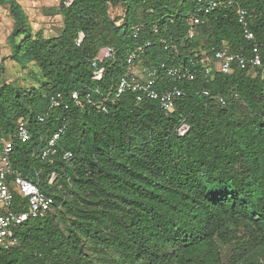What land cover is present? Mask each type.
Returning a JSON list of instances; mask_svg holds the SVG:
<instances>
[{
    "label": "trees",
    "instance_id": "16d2710c",
    "mask_svg": "<svg viewBox=\"0 0 264 264\" xmlns=\"http://www.w3.org/2000/svg\"><path fill=\"white\" fill-rule=\"evenodd\" d=\"M67 1L60 0L61 33L44 38L33 35L18 0H0L14 20L10 59L32 65L40 84L4 81L0 61V138L27 121L32 140L14 143L12 165L55 201L18 229V247H0V264H264V0H236L206 16L201 9L212 0ZM238 8L249 13L253 41L244 38ZM196 15L205 23L193 27ZM104 48L113 52L101 62ZM138 49L140 68L197 71L191 82L159 81L160 91L185 94L172 112L126 93L109 100L107 113L86 105L38 122L53 94H112ZM224 49L258 51L263 65L202 77L203 64ZM64 122L59 155L43 161L47 139ZM183 123L189 130L181 136Z\"/></svg>",
    "mask_w": 264,
    "mask_h": 264
},
{
    "label": "built area",
    "instance_id": "2783aa9c",
    "mask_svg": "<svg viewBox=\"0 0 264 264\" xmlns=\"http://www.w3.org/2000/svg\"><path fill=\"white\" fill-rule=\"evenodd\" d=\"M71 3V0L67 1L68 6ZM235 4L236 0H212L201 9L202 15H209L215 10H229ZM237 14L238 21L243 29L244 38L247 41H253L255 36L251 30L248 11L244 8H238ZM204 23L205 19L203 16L196 15L192 19L193 27ZM139 31L140 29L137 27L135 34L137 35ZM83 38L84 36L81 34L78 43H81ZM112 52L111 49L104 48L97 59L102 62L110 57ZM141 52V49H138L128 56L129 71L119 81L116 90L112 94L103 96L100 100L94 99V94L98 93V91H88L83 96L79 91H72L68 95L65 93L53 94L49 98L47 111L38 116V122L40 124L45 123L48 118L55 115L57 110L70 111L73 107L82 109L86 105L94 106L99 111L107 113L109 100L118 101L126 93L134 94L138 102L145 100L157 101L165 112H172L177 100L185 94L178 87L160 91L158 88L159 81L169 78L173 82H191L196 79L197 71L189 66H167L165 64L159 68H138L139 66H136V62L140 58ZM213 55L211 62L203 64V68L200 71L202 77L206 79H213L214 72L230 75L235 68L240 70L257 69L263 65L258 51L248 56L244 53H231L224 49L215 51ZM103 74L104 69L96 71L94 79L100 81ZM203 94L209 96L210 92L204 90ZM217 99L220 104H226L222 96H218ZM67 129L68 123L64 122L50 135L47 139V145L41 154L43 161L53 162L59 155L58 145L66 134ZM188 130L189 127L183 123L178 132L183 136ZM31 140L32 132L27 121L23 118L18 121L11 138H0V247L6 250L14 249L20 245L17 231L21 226L35 216H43L52 211L55 203L54 198L42 191L39 184L26 177L20 169L12 165L11 158L14 151V143L17 141L30 142ZM63 157L65 160H70L73 157L72 152H65ZM56 179L57 174L53 172L48 176L47 182L49 185H53ZM18 196L19 203L17 204ZM15 206L21 207V210H15Z\"/></svg>",
    "mask_w": 264,
    "mask_h": 264
},
{
    "label": "rangeland",
    "instance_id": "374dc122",
    "mask_svg": "<svg viewBox=\"0 0 264 264\" xmlns=\"http://www.w3.org/2000/svg\"><path fill=\"white\" fill-rule=\"evenodd\" d=\"M29 17L33 35L38 33L44 38L57 37L63 28V17L60 11V0H18ZM113 17L121 15V10H112ZM14 27V20L6 5L0 4V61H5L4 81L12 82L20 87H39L35 84L32 65L23 68L10 59L12 47L9 36ZM191 36H195L192 32ZM142 67V66H141ZM140 68V67H138Z\"/></svg>",
    "mask_w": 264,
    "mask_h": 264
},
{
    "label": "crops",
    "instance_id": "0c3cea01",
    "mask_svg": "<svg viewBox=\"0 0 264 264\" xmlns=\"http://www.w3.org/2000/svg\"><path fill=\"white\" fill-rule=\"evenodd\" d=\"M139 71V70H138Z\"/></svg>",
    "mask_w": 264,
    "mask_h": 264
}]
</instances>
